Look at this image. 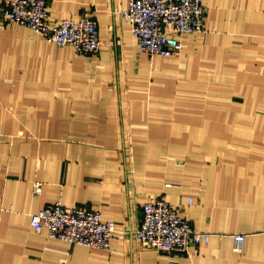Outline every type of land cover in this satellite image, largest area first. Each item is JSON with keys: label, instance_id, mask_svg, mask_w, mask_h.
Instances as JSON below:
<instances>
[{"label": "crops", "instance_id": "1", "mask_svg": "<svg viewBox=\"0 0 264 264\" xmlns=\"http://www.w3.org/2000/svg\"><path fill=\"white\" fill-rule=\"evenodd\" d=\"M204 3L205 29L173 56L139 49L129 0H50L54 21L96 17L92 54L0 21V264H264V0ZM157 197L210 240L143 247L133 231ZM54 202L117 222L109 247L36 232Z\"/></svg>", "mask_w": 264, "mask_h": 264}, {"label": "built area", "instance_id": "2", "mask_svg": "<svg viewBox=\"0 0 264 264\" xmlns=\"http://www.w3.org/2000/svg\"><path fill=\"white\" fill-rule=\"evenodd\" d=\"M50 0H9L0 3L2 24L15 22L28 26L58 45L70 44L76 54L97 53L102 40L98 21L86 11L78 18L54 21L49 14ZM208 8L204 0H129L122 16L131 23L139 49L154 56L177 55L182 50L181 36L205 29ZM41 192V183L34 182L33 193ZM36 232H46L70 244L107 249L118 230L117 222L103 220L99 210L84 206L47 204L31 215ZM145 248L169 253H189L191 244L208 242L211 232L196 230L180 213V207L162 198L142 204L141 218L133 231ZM237 250L243 247L246 233L233 234Z\"/></svg>", "mask_w": 264, "mask_h": 264}, {"label": "rangeland", "instance_id": "3", "mask_svg": "<svg viewBox=\"0 0 264 264\" xmlns=\"http://www.w3.org/2000/svg\"><path fill=\"white\" fill-rule=\"evenodd\" d=\"M65 206V205H64Z\"/></svg>", "mask_w": 264, "mask_h": 264}]
</instances>
